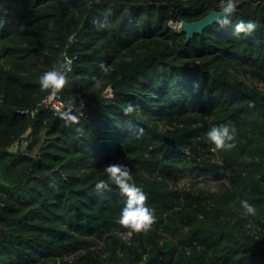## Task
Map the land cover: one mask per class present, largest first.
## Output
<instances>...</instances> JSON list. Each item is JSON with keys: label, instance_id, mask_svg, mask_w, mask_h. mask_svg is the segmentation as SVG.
I'll use <instances>...</instances> for the list:
<instances>
[{"label": "trees", "instance_id": "1", "mask_svg": "<svg viewBox=\"0 0 264 264\" xmlns=\"http://www.w3.org/2000/svg\"><path fill=\"white\" fill-rule=\"evenodd\" d=\"M221 3L0 0V264H264V0L187 40L170 25ZM241 20L257 28L234 34ZM48 71L74 116L17 111L54 90L40 84ZM223 124L235 147L214 151L206 133ZM109 164L147 194L149 231L118 223L127 197Z\"/></svg>", "mask_w": 264, "mask_h": 264}, {"label": "clouds", "instance_id": "2", "mask_svg": "<svg viewBox=\"0 0 264 264\" xmlns=\"http://www.w3.org/2000/svg\"><path fill=\"white\" fill-rule=\"evenodd\" d=\"M240 2L241 0H227L226 4L221 3L219 5L220 11L217 13V23L221 27H226L231 24V17L237 11ZM173 22H179L178 29L172 25L171 26L176 30H181V21ZM256 28L257 24L254 21L241 20L236 23L234 34H250L255 31ZM64 82V77L58 75L55 71L45 72L40 77L42 89H48L51 87L54 90H58L63 87ZM255 84H257L260 88H263V84L258 80H256ZM132 111L133 107L129 105L125 109V114L131 113ZM71 119L75 121L78 118L72 117ZM206 135L208 141L214 145V151H228L235 147V144L233 143L235 140V128L229 124L213 126L206 133ZM104 172L108 177V181L113 182L119 188L121 194L127 197L125 206L121 210L118 223L122 227L130 229L136 233L149 231L152 225L156 222L154 209L147 206V194L142 190V188L135 184L130 170L124 165L109 164L104 167ZM107 188V181L101 180L96 184V191L106 190ZM239 203L246 214L255 215L256 209L254 205L250 204L247 200H241Z\"/></svg>", "mask_w": 264, "mask_h": 264}, {"label": "built area", "instance_id": "3", "mask_svg": "<svg viewBox=\"0 0 264 264\" xmlns=\"http://www.w3.org/2000/svg\"><path fill=\"white\" fill-rule=\"evenodd\" d=\"M48 106L50 109L54 111V113H61L65 114L67 116H74L77 112H79L78 109L74 108L71 104L65 103L61 98L60 95L55 91L52 90L49 94L46 95V97L38 103L33 108H18L17 111L23 114H29L34 115L38 109L39 106ZM27 139L22 138L20 140H16L12 147L13 149H25L27 145Z\"/></svg>", "mask_w": 264, "mask_h": 264}, {"label": "water", "instance_id": "4", "mask_svg": "<svg viewBox=\"0 0 264 264\" xmlns=\"http://www.w3.org/2000/svg\"><path fill=\"white\" fill-rule=\"evenodd\" d=\"M220 10H215L214 8H211L209 12L203 16L202 18L194 21H181L180 22V28L185 32V39L187 40L190 38L194 32H201L207 25L211 24L213 21L218 19L217 13ZM65 65V63L63 64ZM110 87H107L104 91V93L111 94L110 93ZM164 142L167 144H174V139L172 137H169L167 135L163 136Z\"/></svg>", "mask_w": 264, "mask_h": 264}, {"label": "rangeland", "instance_id": "5", "mask_svg": "<svg viewBox=\"0 0 264 264\" xmlns=\"http://www.w3.org/2000/svg\"><path fill=\"white\" fill-rule=\"evenodd\" d=\"M171 25L173 26V27H175L176 29H178L179 28V22H171ZM249 81H250V79H249ZM252 82L253 83H256V80H252ZM107 95H109V94H107ZM189 180H196L197 181V183L198 184H200V185H203L204 183H207V184H209L211 187H214L216 184H217V180L215 179V178H211V177H209V178H205V177H202V176H198V177H194V178H192L191 177V175H184V176H182L181 178H180V181H179V185H183V184H186V182L187 181H189ZM129 233H126L125 234V236H127Z\"/></svg>", "mask_w": 264, "mask_h": 264}]
</instances>
